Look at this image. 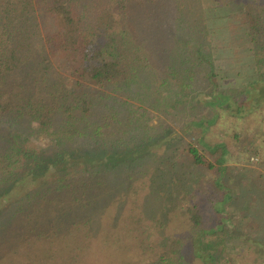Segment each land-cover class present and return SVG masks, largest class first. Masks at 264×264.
Returning a JSON list of instances; mask_svg holds the SVG:
<instances>
[{
	"label": "trees",
	"instance_id": "16d2710c",
	"mask_svg": "<svg viewBox=\"0 0 264 264\" xmlns=\"http://www.w3.org/2000/svg\"><path fill=\"white\" fill-rule=\"evenodd\" d=\"M206 14L202 0H0V129L8 135L0 138V191L40 174L24 144L31 135L49 139L52 156L93 157L57 167L0 218V248L26 233L9 264H28L25 254L32 264L214 263L207 248L226 236L234 192L230 150L205 134L252 93L264 102V0L241 9L263 87L237 97L217 82ZM198 93L209 97L197 107ZM159 116L198 131L183 151L196 180L178 170L177 153L169 168L150 167L158 159L150 154L109 167L100 165L109 156L94 159L153 140L164 130ZM174 211L186 229L171 233Z\"/></svg>",
	"mask_w": 264,
	"mask_h": 264
},
{
	"label": "rangeland",
	"instance_id": "374dc122",
	"mask_svg": "<svg viewBox=\"0 0 264 264\" xmlns=\"http://www.w3.org/2000/svg\"><path fill=\"white\" fill-rule=\"evenodd\" d=\"M244 1L202 0V5L209 14H206L207 27L213 48L212 56L217 82L221 88L235 91V97L249 87L253 86L258 90L263 87L259 82L257 66L250 49L252 45L242 25L244 20L241 9ZM199 78H204L203 72L199 74ZM201 82L205 84V81L201 80ZM208 97L206 93H198L193 96L194 104L198 107L200 101L207 100ZM260 99L259 94L254 92L249 98L239 101L238 105L233 106V110L236 113V110L241 108L240 113L234 115L235 117L231 112L221 113L217 124L210 127L205 134L208 141L214 143L220 141L229 148L226 182L234 192V200L228 208L229 220L225 223L226 236L224 240L214 239L213 243L208 245L207 253L215 259L214 263L209 262V264H264V102L260 106L256 105ZM159 119L164 124V130L153 140L144 142L142 146L134 150L121 151L115 155H99L94 159L103 162L104 156H109L107 161L100 164L103 167H109L116 162H129L136 157L150 154L152 158L158 157L153 159V164H149L150 167L158 163L160 166L169 168L174 161L170 163L166 161L167 158L177 153L181 154L178 170L188 175L193 174L191 178L196 180L197 171L190 168L183 151L193 137L197 136L195 134L198 131L187 129L186 124H181L180 117L169 119L166 116H159ZM155 123H158L157 119L152 122V125ZM7 136L6 131L0 129V138ZM33 136L39 135L27 137L24 144L27 154L35 155L37 157L35 163L41 164L40 174L27 175L28 179L25 181V178L18 176L11 185L0 191V218L8 216L11 205L41 182L46 181L57 167L87 164V161L93 158H80L76 151H65L58 156H52L48 149L50 142L46 148H39L32 143ZM250 149L255 150V156L250 155ZM45 153L47 155L43 156ZM252 156L259 158L258 162H252ZM181 165L185 167L182 168ZM115 210L114 207L111 208L106 216L115 215ZM185 226L186 218L181 213L174 211L168 214L165 227L167 232L183 231L186 229ZM25 234L24 231L19 232V235L15 232L11 238L6 239L7 244L0 248V264H9L16 247H20V252L22 251L24 238L21 236ZM53 255H55L54 258L59 257V253L53 252ZM22 257L24 263L32 264L35 261L30 254ZM99 263L109 264L110 262L105 259ZM200 263L199 260L193 262V264Z\"/></svg>",
	"mask_w": 264,
	"mask_h": 264
},
{
	"label": "clouds",
	"instance_id": "9594fccd",
	"mask_svg": "<svg viewBox=\"0 0 264 264\" xmlns=\"http://www.w3.org/2000/svg\"><path fill=\"white\" fill-rule=\"evenodd\" d=\"M32 128L33 129H38L39 128V122L38 121H33L32 122ZM32 143L37 145L39 148H46L48 146L49 141L47 138L41 134L39 136H33L31 138Z\"/></svg>",
	"mask_w": 264,
	"mask_h": 264
},
{
	"label": "built area",
	"instance_id": "2783aa9c",
	"mask_svg": "<svg viewBox=\"0 0 264 264\" xmlns=\"http://www.w3.org/2000/svg\"><path fill=\"white\" fill-rule=\"evenodd\" d=\"M258 160H259V158H257V157H252V158H251V161H252V162H258Z\"/></svg>",
	"mask_w": 264,
	"mask_h": 264
}]
</instances>
